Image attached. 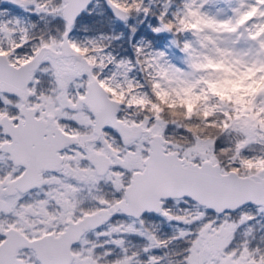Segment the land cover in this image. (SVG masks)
Segmentation results:
<instances>
[{
	"label": "snow or ice",
	"instance_id": "1",
	"mask_svg": "<svg viewBox=\"0 0 264 264\" xmlns=\"http://www.w3.org/2000/svg\"><path fill=\"white\" fill-rule=\"evenodd\" d=\"M0 264H264V0H0Z\"/></svg>",
	"mask_w": 264,
	"mask_h": 264
}]
</instances>
